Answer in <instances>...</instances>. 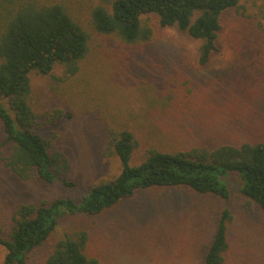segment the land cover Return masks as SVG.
Here are the masks:
<instances>
[{"label":"rangeland","instance_id":"rangeland-1","mask_svg":"<svg viewBox=\"0 0 264 264\" xmlns=\"http://www.w3.org/2000/svg\"><path fill=\"white\" fill-rule=\"evenodd\" d=\"M21 1L26 0H0V31ZM69 1L89 34V53L75 75L60 64L48 75L32 72L29 101L41 124L36 132L49 153L68 158L65 177L74 186L21 180L0 160V231L6 238L20 206L67 197L81 204L93 185L116 177L121 163L110 150L114 133L133 134L132 166L152 150L264 142V0H243L225 13L220 52L206 67L197 63L199 40L158 27L155 17L150 42L126 45L93 29L91 10L99 0ZM57 110L63 116L46 126ZM4 139L0 121V143ZM11 151L9 144L4 155ZM226 180V199L188 187H157L139 190L100 214H67L27 264H45L57 241L78 232L87 233L85 254L99 264H203L225 209L231 220L224 264H264V210L248 204L238 173ZM6 254L0 245V264Z\"/></svg>","mask_w":264,"mask_h":264},{"label":"trees","instance_id":"trees-1","mask_svg":"<svg viewBox=\"0 0 264 264\" xmlns=\"http://www.w3.org/2000/svg\"><path fill=\"white\" fill-rule=\"evenodd\" d=\"M242 1L99 0L91 10L92 27L100 34L116 35L126 45H139L153 39L155 28L150 19L155 17L158 27H174L199 40L197 63L206 67L220 52L218 37L223 30V16ZM70 4L69 0L21 1L9 11L0 31V99H6L9 106L0 100L5 134L0 143V160L21 180L37 178L65 187L74 186L65 177L71 170L70 162L62 152L49 153L48 143L36 132L41 124L29 98L32 72L48 75L60 64L67 74L75 75L89 53V34L72 15ZM145 16L148 20L143 19ZM53 114L46 126L63 116L61 110ZM9 144L12 151L4 155ZM135 145L133 134L127 130L112 135L110 150L118 156L121 171L93 185L81 204L67 197L20 206L13 216L9 237L0 231V245L7 250L5 264H27L30 253L50 240L59 220L67 214H100L139 190L181 186L226 199V178L238 173L240 190L248 204L264 210V142L172 153L152 150L146 160L132 166ZM230 220L229 210H223L203 264H224ZM87 242L85 232L66 235L56 242L45 264H99L85 254Z\"/></svg>","mask_w":264,"mask_h":264}]
</instances>
